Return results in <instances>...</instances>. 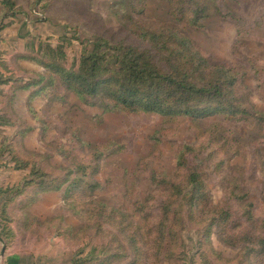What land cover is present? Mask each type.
<instances>
[{
  "label": "rangeland",
  "instance_id": "1",
  "mask_svg": "<svg viewBox=\"0 0 264 264\" xmlns=\"http://www.w3.org/2000/svg\"><path fill=\"white\" fill-rule=\"evenodd\" d=\"M10 2L0 0V187L33 182L0 218V264H264V0ZM92 44L133 48L198 85L221 67L234 84L211 103L188 100L216 110L193 118L173 93L168 113L130 112L63 78ZM191 173L198 205L186 201Z\"/></svg>",
  "mask_w": 264,
  "mask_h": 264
},
{
  "label": "trees",
  "instance_id": "2",
  "mask_svg": "<svg viewBox=\"0 0 264 264\" xmlns=\"http://www.w3.org/2000/svg\"><path fill=\"white\" fill-rule=\"evenodd\" d=\"M8 4L10 10H12L14 4L10 2V0H8ZM178 40L180 46L182 48H187L191 53L190 55L196 56L199 63H201L202 59L199 53L195 51V48L191 46L190 39L180 35ZM92 45V48L83 49L82 61L77 70H62L64 74L63 78L65 81L67 80L68 85L71 84L73 88L77 90V94L80 95V97L94 99L100 94H105L110 101L115 102L123 107V109L130 112L142 110L148 113H168L172 108L171 106H165L163 97H168L170 93H173L174 95L178 94V96H175L177 107H184L179 109L183 111V114L192 116L193 118L199 113L205 114L211 110H216L206 107L198 109H194L191 106L188 107L186 106L188 100H192L194 97H201L206 98L207 103H211L220 98L222 87L228 85V87L232 88L234 84L229 70L222 69L221 67L218 69L220 73H218L216 78L210 81L207 86L204 84L198 85L194 82H189L187 80V75L183 72L182 74L177 72L175 76L161 73L160 70L146 59L144 54L139 53L133 48H123L118 45L110 48L113 51L108 54V51H98L95 49V44ZM109 59L117 63V66H111L108 63ZM46 67L51 68L53 65L46 64ZM229 76L231 78H229ZM220 77L226 79L225 82H222ZM6 83V80L0 79V84ZM12 90L14 92L17 91H15V87H13ZM229 93H231V90ZM14 95L10 97V102H12L8 105L9 108L15 100L13 97ZM31 99L32 98L28 96L25 105H29ZM33 174H35V172H33ZM32 182L33 181L28 178H23L14 188H11L12 185L5 188L0 187V218L6 217L9 210L7 207L8 204L12 202V200H16V198L21 195L20 191H22V188L32 184ZM74 184V182L70 183L71 187H74ZM186 184L189 187L188 191H190V196L186 201L190 203L192 201L195 205H198L199 202L195 196L201 193V186L196 179V175L193 173L189 174ZM70 185L68 187H70ZM10 189H12L11 196L7 195ZM175 189H177V187L173 190ZM250 208L251 206H249V209ZM247 213L249 215V211H247ZM248 245L250 244H247V246ZM254 253L255 249L246 252L245 261H249V258L254 256ZM76 263L77 262L74 260L73 264Z\"/></svg>",
  "mask_w": 264,
  "mask_h": 264
},
{
  "label": "water",
  "instance_id": "3",
  "mask_svg": "<svg viewBox=\"0 0 264 264\" xmlns=\"http://www.w3.org/2000/svg\"><path fill=\"white\" fill-rule=\"evenodd\" d=\"M0 242H1V240H0ZM3 252H4V246L1 248L0 255H2Z\"/></svg>",
  "mask_w": 264,
  "mask_h": 264
}]
</instances>
